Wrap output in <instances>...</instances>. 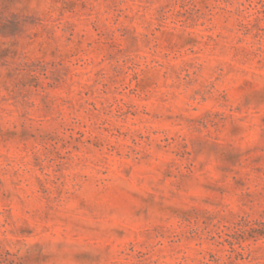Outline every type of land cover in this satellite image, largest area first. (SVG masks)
<instances>
[{
  "label": "rangeland",
  "instance_id": "rangeland-1",
  "mask_svg": "<svg viewBox=\"0 0 264 264\" xmlns=\"http://www.w3.org/2000/svg\"><path fill=\"white\" fill-rule=\"evenodd\" d=\"M0 264H264V0H0Z\"/></svg>",
  "mask_w": 264,
  "mask_h": 264
}]
</instances>
